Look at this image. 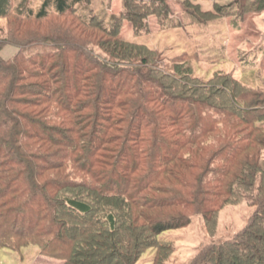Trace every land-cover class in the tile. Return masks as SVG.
<instances>
[{
	"label": "trees",
	"instance_id": "1",
	"mask_svg": "<svg viewBox=\"0 0 264 264\" xmlns=\"http://www.w3.org/2000/svg\"><path fill=\"white\" fill-rule=\"evenodd\" d=\"M92 1L0 0V20L73 17L105 37L94 35L96 52L74 48L66 29L38 38L0 27V51L19 47L0 54V243L69 264H138L170 246L164 231L198 213L212 232L218 209L247 200L248 224L192 264H264V84L246 69L205 77L192 52L166 60L120 35L123 19L137 37L152 15L166 30L183 26L167 0H124L109 19L81 11ZM185 5L186 24L264 10V0Z\"/></svg>",
	"mask_w": 264,
	"mask_h": 264
},
{
	"label": "rangeland",
	"instance_id": "2",
	"mask_svg": "<svg viewBox=\"0 0 264 264\" xmlns=\"http://www.w3.org/2000/svg\"><path fill=\"white\" fill-rule=\"evenodd\" d=\"M193 1L195 4L202 6L204 11H214L216 3L225 5L233 0ZM167 2L171 8L170 17L178 20L183 26L166 30V25L162 26L159 18L152 15L147 20L149 30L137 37L133 23L123 19L120 35L128 40H137L150 47L163 50L166 60L183 51L192 52L198 57L195 63L197 73L205 75V77H210L218 70L233 71L236 76L241 77L246 69L251 70L248 77L257 79L255 85L264 84V10L210 20L209 22L186 24V21L190 22L192 18L185 7V0H167ZM124 7V0H105V4L102 0H93L90 4H83L81 11L87 12L90 9H95L100 14L105 15L106 19H109L113 14L122 15ZM14 26L17 27L16 29L20 26L22 35L33 33L38 38L44 35L50 36L55 32L58 33L60 30L66 29L73 36L69 39L74 41V48L83 50L90 48L96 50V52L99 49L89 46L91 42H95L94 35L97 36L98 33L99 39L105 38L100 32L94 31L95 33H93V31L86 30L73 17H53L42 23L23 21L15 18V16L8 20H0V27L11 29ZM86 35L94 37L83 39ZM17 50H19V47L8 44L1 49L0 54L4 58H9ZM96 56L101 61L103 60V56ZM88 65L89 72L84 68L80 69L82 77L94 72L93 65ZM75 71L74 76H76ZM255 209V206L247 200L235 205H224L217 210L214 218V222L215 219L217 221V226L214 227L212 232L208 231L204 217L195 213L192 215L191 223L188 226L167 230L159 235L160 243H170V246L165 245V249H148L140 257L138 264H192L205 246L234 237L248 224L249 218ZM2 213H4V210L0 211V214ZM5 220V216L0 218V225ZM27 225L28 223L25 224V227ZM18 226L22 225L18 224ZM0 264L69 263L63 259L42 254L37 245L31 244L22 247L20 250H14L3 247L0 243Z\"/></svg>",
	"mask_w": 264,
	"mask_h": 264
}]
</instances>
